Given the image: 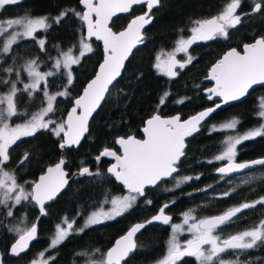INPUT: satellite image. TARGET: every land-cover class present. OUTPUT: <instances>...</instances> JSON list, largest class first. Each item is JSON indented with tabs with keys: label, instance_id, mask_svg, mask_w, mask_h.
I'll list each match as a JSON object with an SVG mask.
<instances>
[{
	"label": "snow or ice",
	"instance_id": "6c2138e0",
	"mask_svg": "<svg viewBox=\"0 0 264 264\" xmlns=\"http://www.w3.org/2000/svg\"><path fill=\"white\" fill-rule=\"evenodd\" d=\"M20 2L21 0H0V10ZM78 3L82 6L80 10L69 8L61 10L55 16L33 17L26 14L0 20V57L6 58H12L14 46L25 40L33 41L40 52L47 53V39L38 34L59 25L65 18L75 17L81 25L77 45L67 49L58 48L55 57L48 55V59L52 61L49 70H41L43 62L39 57L2 69L9 75L7 79L0 77V85L7 87L6 93H0V216L17 220V223L7 227V231L13 234V242L8 250V254L13 257L26 254L31 242L37 239L38 232L36 222L29 225L26 223V216L17 217L19 207L24 203H31L38 207L41 216L47 215L46 203L56 199L68 184L66 160L63 157L43 169L37 180L20 182L17 178L18 169L8 170L13 146L22 138L33 137L42 130L59 138L58 146L61 150L78 146L85 133L89 132V120L119 83V78L126 70V61L133 54V50L145 42L144 29L152 23V10L159 7L162 0H78ZM241 5L242 0H226L222 10L216 15L194 19L191 22L190 35L187 38L178 36L172 51L161 50L154 57L153 67L158 73L175 78L180 74L179 70L192 63L194 58L188 55V52L193 44L218 38L228 40L230 31L237 29L245 18L254 15L264 17V0H250L249 11L238 13ZM135 6H146V11L134 15L126 26L114 30L113 18L118 17V14L132 13ZM94 41L102 44V59L92 77L83 84L81 92L71 97L72 106L67 110L66 116L57 118L58 98L71 96L70 88L75 79L73 66L80 65L88 54L93 53ZM241 49L229 48L212 63L205 76L206 80L214 82L212 87L204 89L207 99L213 101V106L186 119L179 113L164 115L161 109L166 106L171 96L170 91H164L158 98L157 107L142 121V127L139 129L142 136L125 133L113 141L114 145L119 146L118 150L111 146L101 148L95 156V162L99 163L107 157L112 158L114 163L107 168V173L126 189V194L106 195L101 204L84 217L82 227H77L81 212H77L73 218L62 217L54 226V235L50 237L48 248L39 252L29 264H50L55 257L46 253H50L73 235H81L94 225L123 216L137 205L140 198H144V202L151 205L152 201L147 199L146 189L155 188L168 178L175 181L177 188L192 179H200L199 175L178 176L182 158L187 155V138L199 132L203 122L221 108L222 104L240 100L254 85L264 86V35L253 37L250 43H242ZM178 53L186 54V59L178 60ZM56 76L63 77L65 83L62 90L51 92L49 89L53 85L50 84L49 78ZM19 84L23 87L19 88ZM18 93H26L28 98L42 93L37 111L21 112L18 108ZM214 98H219L220 103H216ZM186 99L190 97L180 98L176 103L183 104ZM256 115L262 122L244 133L236 131L240 123L236 117L220 123L219 126H211L212 132L226 133L222 141V151L207 161L209 164L214 161H226L216 168L221 178L257 166L264 168V157L242 162L236 159L238 145L256 138H264V97L259 100ZM14 117L26 118L21 123H15ZM31 155L25 152L19 158L18 167L29 162ZM79 175L102 176L99 170L93 172L87 166L79 169ZM248 182L245 180V183ZM235 191L236 188L224 191L218 198H226ZM171 203L174 204L175 201ZM106 205L110 207L106 208ZM258 205L264 206V196L232 206L221 214L202 218L193 214L194 209H188L182 213V222L174 223L172 216L166 214L170 203H164L150 219L131 225L106 251L95 249L77 255L87 257L85 264H127V258L137 249V233L147 225L159 222L170 226L171 236L167 241L166 254L157 264H177L184 257L195 258L197 264H241L239 256L226 260L224 255L264 246V219L246 230L226 237L220 235V230L233 223L245 210L255 209ZM2 223L3 220H0V224ZM185 231L191 234V238L182 244L178 236ZM0 264H4L2 254ZM260 264H264V260Z\"/></svg>",
	"mask_w": 264,
	"mask_h": 264
},
{
	"label": "trees",
	"instance_id": "16d2710c",
	"mask_svg": "<svg viewBox=\"0 0 264 264\" xmlns=\"http://www.w3.org/2000/svg\"><path fill=\"white\" fill-rule=\"evenodd\" d=\"M226 0H162L159 7L152 11L154 19L145 28L144 43L136 48L126 63V70L119 78V83L112 89L111 95L92 117L89 124V132L76 149L66 150V169L71 174L82 166L96 169L95 156L103 146H111L117 136L125 133L138 134L145 120L157 107L158 98L164 91H170L171 96L166 106L161 111L164 115L179 113L186 117L204 107L213 104L202 89L208 83L202 79L206 76L209 66L215 62L228 48H241L242 43L252 41V38L264 35V17L254 15L245 18L243 23L230 31V38L224 40L218 38L213 41H203L189 50L194 58L180 74L175 78H168L153 67L154 57L159 50H167L174 47V42L179 35L190 34L191 22L194 19H204L216 15L222 10ZM250 0H242L238 12L249 11ZM69 8L81 9L78 0H21L16 5L6 6L0 10V19L24 16L50 15L55 16L61 10ZM144 7H134L133 12L127 15H119L114 18L115 30L124 27L128 19L143 11ZM80 21L75 17L65 18L59 25H54L47 32L39 33L47 39V53L39 51L38 46L31 40L20 41L14 46L12 58L0 57V77L8 78L2 69L16 63L23 64L28 59L39 57L43 62L42 69L48 70L52 61L48 55L55 57L57 49L77 45L80 37ZM93 53L88 54L80 65L73 66L74 82L70 88L69 98H58L56 113L57 118H63L71 106V97L77 96L83 84L92 77L98 63L102 58L100 43L93 42ZM181 53L180 57H183ZM6 60V62H4ZM142 74V75H141ZM139 77V79H138ZM26 79V78H25ZM51 92L62 90L65 80L61 76L50 77ZM19 88L23 85L19 84ZM7 87L0 85V92L6 91ZM123 90V91H121ZM20 103L18 108L21 112H34L41 104L42 93H37L28 98L26 93H18ZM190 97L183 104L176 103L180 98ZM264 97V86L252 89L247 96L239 102H235L225 108L217 110L206 120L200 131L186 140L185 149L187 155L182 158L179 168V177L200 176V179H192L175 187V181L169 178L155 188L146 189L147 199L151 205L140 198L137 205L115 220L105 221L102 224L88 228L81 235H73L57 248L52 249L47 255L54 256L50 264H85L87 257L78 256L77 253L91 252L100 249L101 252L112 244L113 240L122 234L132 223L149 218L163 203H170L166 212L171 214L173 220L188 209H194L197 217L213 216L243 202L254 201L264 196V168L257 166L254 169H246L239 174H232L221 178L215 172L216 168L225 161L207 163L223 148L222 141L225 139L224 132H212L211 126L219 122L236 117L240 123L236 131L241 132L258 126L262 121L256 115L260 98ZM217 102L218 98H214ZM26 117H14V122H20ZM59 138L50 132L42 130L33 137H25L14 145L11 151L12 159L8 169H18L17 178L20 182L34 181L38 174L49 164L56 162L60 156L58 147ZM25 152L31 153V159L22 167H18L19 158ZM264 156V138L245 141L237 146L238 161L249 160ZM109 160L102 159L98 164L101 177L87 175L71 180L62 193L46 206L47 215L40 216L34 204L24 203L16 213L17 217L26 216V223L37 221V239L31 245L29 251L20 257L8 255V248L13 242V234L7 231V227L17 223V220L0 216L3 223L0 224V251L3 262L6 264H29L41 251L47 249L50 237L54 234V226L61 218L68 216L76 217L77 212L82 215L77 219L80 227L84 217L96 206L101 204L106 195L121 194L123 187L107 173ZM248 180V183H245ZM211 185V187H209ZM236 188L230 196L218 198L224 191ZM165 189H172L166 191ZM206 189V191H202ZM175 201L174 204L171 202ZM39 217V219H37ZM264 218V206L245 210L239 217L229 224L232 231L250 228ZM170 226L152 224L146 226L136 236L137 249L127 258V264H152L160 259L167 249V241L170 236ZM239 256L241 264H260L264 260V246L243 252L227 253L224 259L233 260ZM177 264H197L192 258H182Z\"/></svg>",
	"mask_w": 264,
	"mask_h": 264
},
{
	"label": "water",
	"instance_id": "95a60500",
	"mask_svg": "<svg viewBox=\"0 0 264 264\" xmlns=\"http://www.w3.org/2000/svg\"><path fill=\"white\" fill-rule=\"evenodd\" d=\"M80 6H81V5H80ZM81 7H82V6H81ZM135 7H140V6H135ZM143 7H144V10H143V11H140V12L134 14V15H139V14H142L144 11H146V6H143ZM154 9H155V8H154ZM154 9H153V10H154ZM153 10H152V11H153ZM127 14H130V13H122V14H118V16H119V15H127ZM134 15H132V16L128 19V21L126 22L125 26H126L127 23L130 21V19L133 18ZM151 15L153 16L152 13H151ZM212 16H214V15H212ZM210 17H211V16H210ZM114 18H115V17H114ZM114 18H113V19H114ZM208 18H209V17H208ZM153 19H154V16H153ZM147 26H148V25H147ZM147 26H146V27H147ZM146 27H145V28H146ZM114 30H115V29H114ZM189 35H190V34H189ZM189 35H188V36H189ZM144 37H145V29H144ZM186 38H187V37H186ZM96 42L100 43L101 48H102V44H101V42H99V41H96ZM201 42H203V41H198L197 43L193 44V45L189 48V50H190L191 48H193L195 45H197V44H199V43H201ZM251 42H252V41H251ZM248 43H250V42H248ZM141 45H142V44H141ZM141 45H138L137 48H138L139 46H141ZM135 50H136V49H134L133 52H134ZM228 50H229V48L226 49V50L221 54V56H223V54H224L226 51H228ZM238 50H242V49L240 48V49H238ZM221 56H220V57H221ZM130 57H131V56H130ZM130 57H129V58H130ZM220 57H219V58H220ZM219 58H218V59H219ZM101 59H102V58H101ZM177 59L183 61V59H181L180 56H179L178 54H177ZM100 61H101V60H100ZM126 63H127V61H126ZM213 63H214V62H213ZM211 65H212V64H211ZM211 65H210V66H211ZM210 66H209V68H210ZM97 67H98V65H97ZM97 67H96V69H97ZM209 68H208V70H209ZM208 70H207V72H208ZM206 74H207V73H206ZM168 78H169V77H168ZM202 80H203L204 82L208 83V86H206V87H204V88L202 89V92L206 95V93L204 92V89H205V88H208V87H212L213 84H214V82H212V81H210V80H206V79H205V76L203 77ZM261 86H262V85H254L252 89H255V88H257V87H261ZM252 89H249V92H250ZM81 90H82V89H81ZM80 92H81V91H80ZM249 92H248V93H249ZM246 96H247V94H246L244 97H242L240 100H238V101H231V102H229L228 104H222L221 108H225V107H227V106H229V105H231V104H233V103H235V102L242 101ZM216 103H220L219 98H218V101H217ZM71 106H72V105H71ZM71 106L69 107V109L71 108ZM210 106H213V104L210 105ZM210 106H207V107H210ZM207 107H204V108H202V109H199L198 111L194 112L193 114H195V113H197V112H199V111H201V110H204V109L207 108ZM221 108H219V109H221ZM69 109H68V110H69ZM219 109H217V110H219ZM217 110H216V111H217ZM97 111H98V110H97ZM214 113H215V112H214ZM214 113H213V114H214ZM94 114H95V113H94ZM94 114H93V116H94ZM175 114H177V113H175ZM175 114H172V115H175ZM193 114H190V115H193ZM213 114H212V115H213ZM190 115H188V116H190ZM212 115H211V116H212ZM65 116H66V114L64 115V117H65ZM93 116H92V117H93ZM181 116H182V115H181ZM188 116L183 117V118L186 119ZM211 116H210V117H211ZM64 117H63V118H64ZM210 117H209V118H210ZM209 118H208V119H209ZM91 119H92V118H91ZM91 119L89 120V124H90ZM208 119H207V120H208ZM203 123H204V122H203ZM141 127H142V126H141ZM200 129H201V128H200ZM197 133H198V132H197ZM197 133H194L193 136L196 135ZM86 135H87V133H85V136H86ZM85 136H84V138H85ZM84 138H83V139H84ZM189 138H190V137H189ZM83 139L81 140L80 144L82 143ZM187 139H188V138H187ZM80 144H79L78 146H73V147H71V148H65L64 150H61V149L59 148V150H60V156H59V159H60L61 157H63V158H65V160H66V162H67V158H66V150H68V149H72V148L76 149V148H78V147L80 146ZM116 146H117V148H119L118 145H116ZM58 147H59V146H58ZM114 149H115V148H114ZM261 157H264V156H261ZM261 157H256V158H253V159H258V158H261ZM103 159H107V160L110 161V163L108 164L107 168L110 167V165H111L112 163H114V161H113L112 158H110V157L103 158ZM253 159L242 160V161H250V160H253ZM237 161H238V160H237ZM242 161H238V162H242ZM224 163H226V161H225ZM224 163L220 164L218 167L222 166ZM98 164H99V163L96 162V166H97V167H96L95 170H92V169H91L93 172L99 170V169H98ZM65 165H66V164H65ZM47 166H48V165H47ZM47 166H46V167H47ZM46 167H45V168H46ZM82 167H83V166H82ZM87 167H89V166H87ZM218 167H217V168H218ZM45 168H44V169H45ZM80 168H81V167H80ZM80 168H79V169H80ZM89 168H90V167H89ZM79 169L74 170V171L70 174L69 171H68V170L66 169V167H65V170H66V172L68 173V183H69L71 180H77V179L83 177V176H80V175H79ZM243 171H244V170H243ZM243 171H242V172H243ZM215 172H216V170H215ZM41 173H42V172H41ZM41 173L38 174V176H37V178H36L35 180L38 179V177H39V175H41ZM216 173H217V172H216ZM239 173H241V172H239ZM239 173H233V174H239ZM217 174H218V173H217ZM231 175H232V174H231ZM113 178H114V177H113ZM168 179H169V178H168ZM35 180H34V181H35ZM116 182L119 183L118 181H116ZM119 184H120V183H119ZM67 185H68V184H67ZM67 185H66V186H67ZM120 185H121V184H120ZM66 186H65V188H66ZM121 186H122V185H121ZM122 187H123V186H122ZM65 188H64V189H65ZM64 189H63V190H64ZM123 189H124V187H123ZM63 190H62V191H63ZM124 190L126 191V189H124ZM62 191H61V193H62ZM61 193H60V194H61ZM60 194H59V195H60ZM59 195H58V196H59ZM49 203H50V201L46 203V206H47ZM167 203H168V202H167ZM163 204H164V203H163ZM163 204H162V205H163ZM162 205H161V206H162ZM46 206H45V211H46ZM37 209H38V207H37ZM38 211H39V209H38ZM156 212H157V211H156ZM156 212H155L154 214H156ZM154 214H153V215H154ZM166 214H168V215L171 216V214H169L168 212H166ZM39 215L41 216L40 212H39ZM217 215H218V214H217ZM151 216H152V215H151ZM151 216H150L149 218H147V219H150ZM147 219H145V220H147ZM145 220L136 221V222L132 223L131 225H133V224H135V223H139V222H144ZM36 223H37V221H36ZM153 224H161V223H159V222H154ZM131 225H130V226H131ZM151 225H152V224H151ZM130 226H129V227H130ZM147 226H149V225H147ZM129 227H128V228H129ZM128 228H127L122 234L118 235V236L113 240L112 244H111L108 248H110L120 236L124 235V234L126 233V231L128 230ZM37 229H38V225H37ZM37 233H38V232H37ZM138 234H139V233H137V235H138ZM135 239H136V238H135ZM33 243H34V241L31 242L30 247H31V245H32ZM10 245H11V244H10ZM108 248H107V249H108ZM9 249H10V246H9L8 250H9ZM29 249H30V248H29ZM107 249H106V250H107ZM0 254H2L1 251H0ZM131 254H132V253H131ZM131 254H130V255H131ZM8 255L11 256L10 254H8ZM22 255H23V254H22ZM130 255H129V256H130ZM11 257H13V256H11ZM15 258H16V257H15ZM2 259H3V257H2ZM4 264H6V263H4ZM14 264H17V263H14Z\"/></svg>",
	"mask_w": 264,
	"mask_h": 264
},
{
	"label": "rangeland",
	"instance_id": "374dc122",
	"mask_svg": "<svg viewBox=\"0 0 264 264\" xmlns=\"http://www.w3.org/2000/svg\"><path fill=\"white\" fill-rule=\"evenodd\" d=\"M238 13H239V12H238ZM39 16H42V15H39ZM17 17H20V16H17ZM17 17H11V18H17ZM33 17H36V16H33ZM7 19H8V18H7ZM0 20H6V19H0ZM189 30H190V29H189ZM179 36H181V35H179ZM177 38H178V37H177ZM172 50H173V48H171V49H167V50H164V51H172ZM160 51H161V50H159L158 53H159ZM158 53H157V54H158ZM183 54H184V53H183ZM178 55L180 56L181 53H178ZM188 55H191V56H192V54H191L190 52H188ZM180 58L183 59V60L186 59V54H184L183 57H180ZM41 70H42V71H47V70L42 69V68H41ZM48 70H49V69H48ZM6 92H7V90H6V91H3V92H0V93H6ZM35 111H37V109H36ZM35 111H34V112H35ZM229 120H230V119L225 120V121H222V122H227V121H229ZM21 122H22V121H20V122H16V123H21ZM222 122H219L218 124H213V125H217V126H219V124L222 123ZM250 129H251V128H250ZM247 130H249V129H247ZM247 130H243V131H241V132H239V133H244V132H246ZM225 135H226V133H225ZM221 151H222V149H221ZM221 151H219L217 154H219ZM217 154H215V155H217ZM215 155H214V156H215ZM214 156L212 157V159L214 158ZM8 170H9V169H8ZM123 194H126V192L121 193V194H113V195H111V196H118V195H123ZM105 207H106V208H107V207H110V205H106ZM183 212H185V211H183ZM183 212H182V213H183ZM182 213L180 214L178 220L175 221L174 223H181V222H182ZM193 214H194V213H193ZM194 215H195V214H194ZM262 219H264V218H262ZM83 224H84V221H83V223H82V225H81L80 227H82ZM77 227H78V226H77ZM246 229H248V228H246ZM246 229H245V230H246ZM189 234H190V233H188L187 231H185V232L179 234L178 239L180 240V242H182V240H184ZM53 235H54V234H53ZM170 236H171V229H170ZM170 236H169V238H170ZM169 238H168V240H169ZM47 248H48V247H47ZM47 254H48V253H46V255H47ZM165 254H166V253H165ZM165 254H164V255H165ZM164 255H163V256H164ZM163 256H162V257H163ZM162 257H161V258H162ZM161 258H160V259H161ZM158 260H159V259H158ZM158 260H156V261L153 262L152 264H157V261H158Z\"/></svg>",
	"mask_w": 264,
	"mask_h": 264
},
{
	"label": "flooded vegetation",
	"instance_id": "af4514ba",
	"mask_svg": "<svg viewBox=\"0 0 264 264\" xmlns=\"http://www.w3.org/2000/svg\"><path fill=\"white\" fill-rule=\"evenodd\" d=\"M110 162V161H109ZM124 192H126L125 190H124ZM123 192V193H124ZM227 210V209H226ZM226 210H224V211H226ZM221 213H223V211L222 212H220V213H218V214H221ZM180 216V215H179ZM204 217H206V216H204ZM200 218H202V217H200ZM178 219H176V220H173V222H175V221H177ZM229 228V225H226L222 230H220V235L222 236V237H226V236H228V235H231V234H235V233H237V232H240V231H243V230H245V229H241V230H239V231H232V230H230V229H228ZM191 238V234H189L184 240H182V244L187 240V239H190ZM184 258H192V259H194L195 260V258H193V257H184Z\"/></svg>",
	"mask_w": 264,
	"mask_h": 264
}]
</instances>
